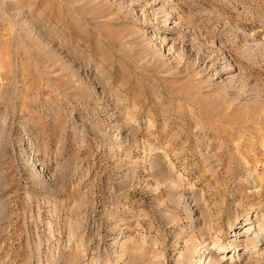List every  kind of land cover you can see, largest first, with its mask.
I'll use <instances>...</instances> for the list:
<instances>
[{
  "label": "rangeland",
  "instance_id": "rangeland-1",
  "mask_svg": "<svg viewBox=\"0 0 264 264\" xmlns=\"http://www.w3.org/2000/svg\"><path fill=\"white\" fill-rule=\"evenodd\" d=\"M0 264H264V0H0Z\"/></svg>",
  "mask_w": 264,
  "mask_h": 264
}]
</instances>
